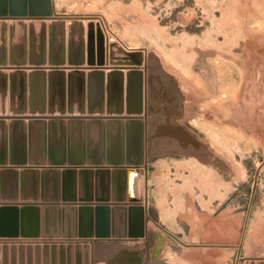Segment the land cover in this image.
<instances>
[{"label":"rangeland","instance_id":"obj_1","mask_svg":"<svg viewBox=\"0 0 264 264\" xmlns=\"http://www.w3.org/2000/svg\"><path fill=\"white\" fill-rule=\"evenodd\" d=\"M37 1L55 7L41 17L65 23L67 38H81V26L68 24L84 22L94 55L86 51L84 60L59 64L5 63L0 71L135 72L120 77L124 90L113 98L119 104L127 102L124 93L136 102L143 81V112L118 115L142 119L147 159L104 167L111 174L126 169V203L116 214L121 220L130 213L139 236H123L129 220L115 223L114 216L102 234L103 208L114 207L108 200L83 211L94 212L92 222L79 218L72 225L63 221L64 206L41 203L48 201L40 196L47 184L66 171L64 163L0 157V264H110L122 247L138 250L142 264H264V0ZM8 16L16 17L0 19ZM9 112L0 110L2 130L16 118ZM33 112L15 113L30 119ZM75 205L79 211L80 202ZM66 226L74 235H63ZM87 230L93 236H83ZM86 243L90 254L59 251L62 244Z\"/></svg>","mask_w":264,"mask_h":264},{"label":"water","instance_id":"obj_2","mask_svg":"<svg viewBox=\"0 0 264 264\" xmlns=\"http://www.w3.org/2000/svg\"><path fill=\"white\" fill-rule=\"evenodd\" d=\"M3 4H0V14L7 15L10 13L12 16H28L31 15V20L27 21L26 19H18L21 17H13L14 19L10 22H8L5 18L0 19V64L8 63V58L10 54L11 62L13 65L18 64H24L27 63L25 60L22 61L21 56L19 53H23L26 55L27 53L30 54V62L31 64L34 63H40V62H47L50 63H63V62H78L81 60H84V57L88 53L89 55H94V52L91 48L87 49V42L88 39H85V23L84 22H70L68 24L69 28L72 30L73 26L76 24H79L81 26L82 34L81 38H79V33L76 35V40L74 37L67 38L66 35V24L65 23H56L55 20H52L48 23L47 20L43 19L44 15H51L53 12L52 5H50L48 2L47 4L43 1L36 2V0H3ZM29 2V6H27V3ZM74 29V28H73ZM17 33H20V37L17 36ZM77 34V33H76ZM79 38V39H78ZM78 39V40H77ZM90 40V39H89ZM92 42V40H91ZM90 42V45L92 43ZM10 44V46H9ZM89 45V44H88ZM89 45V46H90ZM87 51V53H86ZM76 53H79L80 55L77 56ZM101 60V59H99ZM104 60V59H103ZM90 64H94L95 60L94 57L89 58ZM102 62V61H101ZM112 71H104L102 69H89L88 72L85 71H65V70H57V71H42V70H31L27 71L24 69H13L10 72L8 71H0V75L3 77L2 81L4 82V87L2 85L5 95H7V92L9 91V81L14 82V80H17L20 78L23 82L21 91L23 92V98H28V91L29 95L32 100V92L35 93L34 85L37 82V79H39L40 84L38 83V86L42 89L43 98L42 101H46V93H47V83L52 82L56 80L54 78L58 75L62 78L63 86H66V83H69V86H73V81L78 77L79 78V86H80V93L84 99L82 101H86V94L90 105V111L91 112H104L108 111L111 113H124L128 112L132 115H139L143 112V98H142V90H143V81L140 78L138 81V95L137 103L131 102L130 100V93H124L125 98L127 97L126 106L124 105V102H120V104L117 101H113V98H118V92L119 89L123 88L125 82L120 80L121 78L127 77L135 74V72H123L119 70H113ZM141 74L138 76L140 77ZM54 78V79H53ZM68 78V79H67ZM118 80V84L116 82L114 83V80ZM1 81V80H0ZM38 81V82H39ZM95 81H100L99 84H96ZM41 85V86H40ZM72 91V90H71ZM128 91H130L128 89ZM13 94V90H11ZM40 92V91H37ZM74 92V91H73ZM122 94V93H121ZM71 98V97H70ZM107 98V99H106ZM13 101V99H12ZM107 106V110H106ZM6 111V110H4ZM12 112H19L18 109H12ZM22 111V110H21ZM33 111V110H31ZM45 111V109H44ZM53 112V110H51ZM137 117V116H134ZM132 118L129 119L127 122H124L123 119H113L111 120L108 125V133H111L113 129H117L119 140H121V144L124 142V137L127 141L128 146V156L126 159L123 158H115V157H109L108 163L109 164H122L126 161V163L131 165L140 166L141 164H144L145 159H147L148 152L146 151L144 147V139H143V129L144 125L141 118ZM21 121V120H20ZM19 120L12 121L7 125L5 122L6 129L9 130V128L12 130L14 126L20 122ZM135 126L139 127L138 132V140H133L135 138V129H137ZM133 133V135H132ZM160 134V133H159ZM158 135V132L157 134ZM154 135V136H156ZM148 136L149 139L152 138L150 135V130H148ZM153 143L150 146L151 149L154 147ZM146 155V156H144ZM11 162L13 163H23L26 162L25 157L23 158H17V157H10ZM37 157H30L31 162H36L34 159ZM16 159H19L18 161ZM106 158L101 159H93L89 158L88 162L90 164H103L105 162ZM52 162H64V159L58 160V159H51ZM69 162L71 163H77L78 161H75L74 159H69ZM84 162V160L79 161ZM146 170L148 169L147 163L145 164ZM73 169H66V172L72 173ZM80 172L83 173H89L94 175L95 173L105 175L107 177H113V180L115 182L114 185V191L112 197H106L102 192H99L98 195H96V201H105L109 199H112L114 202H111V204H114V207L111 208L110 206H107V209L103 208L107 211V230L102 231V234L109 233L108 228L111 227L110 223L112 224V219L114 216L113 221L116 223L118 221H121L123 224L128 223L129 220V228L124 232H121L123 236H126L129 234L130 236H139L138 233L135 232L134 225L132 224L133 218L132 215L124 214L122 215V219L120 220V216L116 214V210L118 206H125L122 205L126 203V196H127V183H128V176L126 175V169H116L113 170V174H111V170L108 168H98L96 171L93 169H82ZM57 174H59V171H56ZM113 175V176H112ZM87 190L81 193L80 196V206L81 208L78 209L75 208L76 205L73 204H65V205H58V204H49L48 207H60L64 206L63 208V216H64V222H69L71 225L72 223L78 222L79 218L80 221H86V222H92V219L94 217V212L88 214L86 216L83 211L87 212V206H90L92 202L94 201V196L91 194V189L86 187ZM40 195V194H39ZM38 195H34V199H38ZM42 199L45 200H52L49 196V192L46 191V194L40 195ZM73 198V197H72ZM69 199V198H64ZM97 203V202H96ZM99 204V203H97ZM102 205H105L106 203H100ZM110 204V203H109ZM107 205V204H106ZM84 207V208H82ZM55 215L54 218L56 222H60L61 218H58L62 214L59 212V210L56 211V208L53 209ZM51 211V209H48V214ZM56 211V212H55ZM85 218L84 220L82 217ZM98 215V211H97ZM129 216V219H128ZM102 218V217H97ZM86 219V220H85ZM50 222L49 220H45ZM102 221V220H101ZM128 225V224H127ZM112 228V227H111ZM116 232L118 233V226L115 225ZM65 232L63 235L72 236L74 233H72L71 229H67V226L65 228ZM71 231V232H70ZM67 233V234H66ZM84 233L83 236L89 237L93 236L90 231L82 232ZM56 247V245H54ZM61 250H59L62 253H85L90 254L91 253V246L89 243L84 244L83 246L81 244H78L76 246H73L72 244L66 246L65 244L60 245ZM66 248H69L66 250ZM55 252L57 250H54ZM116 256L113 262H110V264H142L141 258H140V252L135 249H131L129 247L121 248L118 251L115 252ZM144 264V263H143Z\"/></svg>","mask_w":264,"mask_h":264},{"label":"crops","instance_id":"obj_3","mask_svg":"<svg viewBox=\"0 0 264 264\" xmlns=\"http://www.w3.org/2000/svg\"><path fill=\"white\" fill-rule=\"evenodd\" d=\"M53 8L55 11V7ZM16 17H21L18 19H26L27 21L32 19L24 16ZM5 19L10 22L14 18L8 16ZM17 36L20 37V33H17ZM8 55L7 61L10 63L11 57L10 54ZM19 55L22 61L30 62L29 53L26 55L19 53ZM54 78L56 80L47 83L45 102L42 101V89L38 86V83L40 84L39 79L34 85L35 93L32 92L33 101L31 98L23 101V92L21 91L23 82L20 78L18 80L16 78L13 83L9 81L7 95L2 88L4 82L0 81V110L34 111L30 119H20L15 112L6 113L10 118L16 117L13 121H21L14 126L12 132H10V128L9 130L0 129V157L30 158L41 156L58 160L64 159V162H61L64 163L63 168L73 169L72 173L64 172L62 177L52 179L56 184H47L46 189L52 200L41 203L75 205L81 202L80 196L82 192L87 190L86 187L91 189L94 200H96V195L99 192L111 198L115 185L113 177L98 175L97 173L90 177H84L80 170L88 168L96 171L98 168H104L110 165L107 160L109 157L127 158L126 138H123L124 142L121 144L117 129L114 128L111 133H108L106 128L111 120L119 119V115L118 113L107 115L103 112H91L87 94L86 101H82L84 98L79 91L78 77L73 81L72 87L69 86L68 82L66 86H63L62 78L59 75L54 76ZM115 82L118 84L119 81L116 79ZM95 83L99 84L100 81H95ZM11 90H13V94ZM29 94L28 91V97ZM123 102L126 106V102ZM122 117H125V114ZM122 119L126 122V118ZM8 133L10 137H8ZM70 158L78 162L71 163L69 162ZM89 158L106 159L103 164H90ZM82 160L84 162H79ZM122 164H126V161ZM65 197L69 199L65 200ZM109 202H113V200L109 199Z\"/></svg>","mask_w":264,"mask_h":264},{"label":"bare ground","instance_id":"obj_4","mask_svg":"<svg viewBox=\"0 0 264 264\" xmlns=\"http://www.w3.org/2000/svg\"><path fill=\"white\" fill-rule=\"evenodd\" d=\"M167 57V56H166ZM249 57H250V55H249ZM169 58V57H168ZM167 59V58H166ZM172 60V59H171ZM174 63H176V62H174ZM177 64V63H176ZM170 66V65H169ZM184 70V69H183ZM219 139V138H218ZM217 138H216V140H218ZM212 141H214V140H212ZM215 143H216V141H215Z\"/></svg>","mask_w":264,"mask_h":264}]
</instances>
